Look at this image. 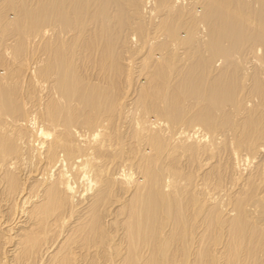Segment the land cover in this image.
<instances>
[{
	"label": "bare ground",
	"instance_id": "obj_1",
	"mask_svg": "<svg viewBox=\"0 0 264 264\" xmlns=\"http://www.w3.org/2000/svg\"><path fill=\"white\" fill-rule=\"evenodd\" d=\"M255 43L264 0H0V264H264Z\"/></svg>",
	"mask_w": 264,
	"mask_h": 264
},
{
	"label": "rangeland",
	"instance_id": "obj_2",
	"mask_svg": "<svg viewBox=\"0 0 264 264\" xmlns=\"http://www.w3.org/2000/svg\"><path fill=\"white\" fill-rule=\"evenodd\" d=\"M114 1H115V0H114ZM152 3H153V2H152ZM152 3H150L148 6H152V5H153ZM113 4H114V3H113ZM151 4H152V5H151ZM132 38H133V39H131V41H132V42L134 41V43H135V38H134V36H133ZM251 44H252V43H251ZM251 44H250V47L252 48V51H253V49H254V47H255V50L257 49V50H256V51H257V52H256V55H257V53H258V55L261 54V56L264 57V49H262V47H261L260 45H258V47H256V46H257L256 43H255V45H254V44L252 45L253 47L251 46ZM248 46H249V45H248ZM250 47H249V48H250ZM246 48H247V47H245V51L242 52V57H244L245 62H247L246 65L248 66L247 68H249L248 70L251 69L250 72H252V71H253V67H254L255 64L257 63L256 60H257V58H259V57L256 58V57H255L256 55L254 54L255 52H253V54H252V51H250L251 54H250L249 52L246 53L247 50L249 49V48H248V49L246 50ZM251 48H250L249 50H251ZM249 50H248V51H249ZM262 53H263V54H262ZM243 54H244V55H243ZM249 54H250V55H249ZM252 55H254V56H252ZM258 55H257V56H258ZM251 60H252V61H251ZM253 60H254V61H253ZM220 63H221L220 61L216 62L217 65L219 64L217 68H220V67H221ZM250 66H251V67H250ZM244 167H245V166H244ZM245 168H246V167H245Z\"/></svg>",
	"mask_w": 264,
	"mask_h": 264
}]
</instances>
